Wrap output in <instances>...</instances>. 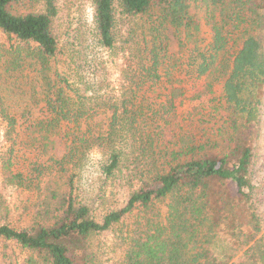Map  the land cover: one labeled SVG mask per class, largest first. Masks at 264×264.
Wrapping results in <instances>:
<instances>
[{
	"label": "trees",
	"instance_id": "16d2710c",
	"mask_svg": "<svg viewBox=\"0 0 264 264\" xmlns=\"http://www.w3.org/2000/svg\"><path fill=\"white\" fill-rule=\"evenodd\" d=\"M89 1L86 48L60 44L57 0H0L15 42L0 45V239L23 253L0 264H102L106 231L120 232L113 264H264L251 180L264 0ZM91 47L121 56L118 86L86 75ZM22 151L33 158L17 167ZM108 184L126 189L120 206H105ZM7 188L27 194L21 226L7 223Z\"/></svg>",
	"mask_w": 264,
	"mask_h": 264
},
{
	"label": "rangeland",
	"instance_id": "374dc122",
	"mask_svg": "<svg viewBox=\"0 0 264 264\" xmlns=\"http://www.w3.org/2000/svg\"><path fill=\"white\" fill-rule=\"evenodd\" d=\"M58 15L53 23V31L58 38L60 44L65 45L66 42L69 43H80L84 44L85 47L93 39V14L92 6L89 0H57ZM26 10L25 7L21 8V11ZM169 39V51L172 55L178 56L181 51L179 42L171 34H168ZM196 39L205 40L206 43L210 39V32L207 27L202 26L200 32L196 34ZM185 43V38H182ZM11 44H15L14 41L9 40L6 36L0 34V45H5L8 47ZM81 45L82 50L89 48ZM75 50H79L76 48ZM89 57H87V62L81 63L86 75L89 74L91 68L96 67L97 72H101L102 76L106 77L109 83L116 87L119 84L120 67H121V56L114 55L112 53L106 52L99 48H90ZM86 53V52H85ZM80 64V63H79ZM92 70V71H95ZM90 71V73L92 72ZM26 82V81H25ZM201 81L196 83V87L201 84ZM22 83V82H21ZM27 83V82H26ZM24 83L21 86L23 89L27 90L28 85ZM11 99V98H10ZM4 124L0 122V156L4 153H9L10 142L5 141L3 138ZM42 155V154H41ZM98 153H93L92 159H95ZM33 156L30 152H19L13 155L12 162L18 167V165L27 164V159H32ZM46 158V157H45ZM47 160V159H46ZM84 180L82 182L81 188L83 190L91 191L97 187L96 181H91V177L83 175ZM94 178V177H93ZM251 180L254 186L253 191V205L254 210L259 216L262 226L264 227V94L259 107V116L257 122V137L253 143L252 148V165H251ZM1 181V177H0ZM109 185V184H108ZM104 204L106 207H117L125 201L127 196V191L125 188L120 186L109 185L104 189ZM5 199L7 204H9L10 212L7 213V223L11 226L17 227L21 226L24 220L22 213V204L26 202L27 194L16 191L12 188L3 189ZM102 214V212L100 211ZM126 224V222H125ZM125 224L121 226L120 229L125 228ZM120 235V232L112 233V231L103 232L97 239V245L100 248V256L102 264H113V262L118 258L121 249L119 247V240L116 236ZM3 252L12 255L14 258L21 259L23 253L15 247L14 244L5 242L0 239V257Z\"/></svg>",
	"mask_w": 264,
	"mask_h": 264
}]
</instances>
